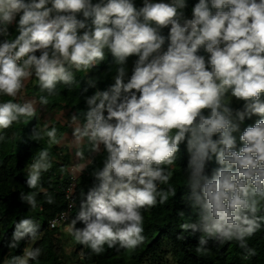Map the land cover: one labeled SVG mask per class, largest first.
Segmentation results:
<instances>
[{
    "label": "clouds",
    "instance_id": "1",
    "mask_svg": "<svg viewBox=\"0 0 264 264\" xmlns=\"http://www.w3.org/2000/svg\"><path fill=\"white\" fill-rule=\"evenodd\" d=\"M187 7V0H143L139 8L134 0H0V36L13 23L18 32L0 41V95L15 98L35 76L47 93L39 102L47 105L58 84L75 83L74 72L95 67L105 49L116 66L113 83L85 96L84 123L73 129L77 144L87 140L91 152L102 146L107 153L68 222L69 235L94 253L105 244L134 251L143 243L141 210L177 194L170 182L183 145L188 199L199 220L182 229L200 233L198 252L214 239L236 241L255 255L247 239L264 224V0H198L190 17ZM89 88L95 81L84 93ZM229 97L243 101V110H234ZM35 114L32 102H0V131ZM253 116L260 119L243 130L238 147L234 133ZM45 138L59 143L57 129L45 125L31 134ZM76 156L83 160V150ZM213 158L218 166L209 174ZM51 167L42 149L27 187H40ZM38 194L22 193L20 201L35 209ZM39 233L33 219H21L7 247ZM40 255L39 248L25 249L7 264H30Z\"/></svg>",
    "mask_w": 264,
    "mask_h": 264
},
{
    "label": "trees",
    "instance_id": "2",
    "mask_svg": "<svg viewBox=\"0 0 264 264\" xmlns=\"http://www.w3.org/2000/svg\"><path fill=\"white\" fill-rule=\"evenodd\" d=\"M96 2V0H94ZM143 0H134L137 8L142 6ZM198 0H187L188 7L186 16H191V9ZM82 18V17H80ZM168 31L163 30L167 36ZM18 35L17 27L13 28L8 35V40H13ZM5 36H0V41ZM165 50L167 44H165ZM200 55L207 57V53L201 49ZM130 57L127 68L129 69L133 59ZM116 74V66L113 64L111 54L105 49V59L97 62L96 66L87 71L74 72L75 83L71 85L58 84L56 94L49 97V103L42 105L39 98L47 93L41 92L35 76L26 80V95L34 98L37 105L52 117L49 122H44L36 112L34 117L21 118L19 123H14L10 128L0 131V264H7L8 260L15 255H22L25 249L39 248L41 255L30 264H167L169 260L174 264H264V224L252 237L247 239L249 249L255 251V255H249L248 251L241 248L236 241L219 242L210 239L207 249L197 251L200 233L192 234L184 231L183 224L197 223L199 220L198 209L192 207L188 199L189 189L186 187V173L183 167L187 164V153L183 145L177 153L176 164L172 166L174 176L171 186L176 189L177 194L170 196L169 200L151 209H142L144 216L143 243L134 251H128L104 245L103 251L94 253L89 247L74 242V250L67 252L65 248L64 232L62 229H50L49 221L66 206L65 188L70 180L68 149L62 148V141L68 130V125L54 117L67 111L77 117V121L84 123V112L86 104L85 96L92 95L96 90L106 89ZM96 83V88H89L84 93L89 80ZM264 99V97H262ZM13 100L15 103H25L20 97L0 96V102ZM234 110H243L244 102L231 103ZM260 117L246 118L240 123V130L234 133L237 146H242L239 136L243 130L253 125ZM48 128L57 129V140L59 143L49 144L47 138L40 141L31 139L35 129ZM215 138V137H214ZM85 158L90 161L83 170L78 173L76 184V203L71 215V220L79 211L80 200L84 193L95 183L92 176L95 170L102 168L107 153L103 150L99 153L90 151V145L84 142L80 146ZM47 149L52 167L49 171L42 173L41 186L37 189H29L25 183L27 179V168L38 158L39 152ZM65 151V158L62 156ZM218 165L215 159L210 162L207 171H211ZM167 187V185H161ZM38 192V207L32 209L27 203L20 201L21 194ZM51 196L53 203H47ZM264 217V212L259 213ZM33 219L40 225V233L35 240L21 241L17 248H8L7 244L12 238V233L17 222L21 219ZM82 222L77 227H83ZM74 239V238H73Z\"/></svg>",
    "mask_w": 264,
    "mask_h": 264
},
{
    "label": "rangeland",
    "instance_id": "3",
    "mask_svg": "<svg viewBox=\"0 0 264 264\" xmlns=\"http://www.w3.org/2000/svg\"><path fill=\"white\" fill-rule=\"evenodd\" d=\"M136 59V58H135ZM135 59H133L130 67H129V73L131 71V67L133 62L135 61ZM1 96V95H0ZM16 97H20L23 99L24 102H32L33 106L36 109V112L39 114V116L43 119L44 122H49V120L52 118L50 116V114H47L42 108H40L35 99L31 98L30 96L26 95V91L23 88L21 90V92L16 96ZM229 100L231 103H235V104H239L240 101L235 100V98H231L229 97ZM74 114H70L67 111L62 112L61 114L55 116V119L60 120L62 123L67 124L68 125V130L67 133L65 134V137L62 141V148L66 147L68 149L69 154L68 155V159H69V165H73L76 167L77 171H81L83 170V168L85 167V165L90 161V158H85L83 160L79 159L76 156V152L77 150H82V148L80 147L84 142H86V140H84L82 143L77 144L74 137H73V129L79 125H82L80 122H78L77 120H73ZM101 150H102V146H101ZM65 151H62V156L63 158H65ZM31 165V164H30ZM27 168V173L29 171V167ZM76 171V172H77ZM69 226L70 223H68L62 230L64 232V240H65V248L67 250V252H71L72 250H74L75 246H74V239L71 235H69ZM167 264H174V262H172L171 260H169V262Z\"/></svg>",
    "mask_w": 264,
    "mask_h": 264
},
{
    "label": "built area",
    "instance_id": "4",
    "mask_svg": "<svg viewBox=\"0 0 264 264\" xmlns=\"http://www.w3.org/2000/svg\"><path fill=\"white\" fill-rule=\"evenodd\" d=\"M166 2H170V0H166ZM18 19V17H17ZM16 24L13 23L8 27V35L10 34L11 30L15 28ZM165 30L168 31L167 28ZM5 36V39H7V36ZM8 40V39H7ZM39 55V53H37ZM69 171L71 174L70 180L65 188V199H66V207L64 210L61 212L57 213L49 222V227L51 229H57V228H62L65 226L71 219V214L75 206V201H76V183H77V169L75 166H70Z\"/></svg>",
    "mask_w": 264,
    "mask_h": 264
}]
</instances>
